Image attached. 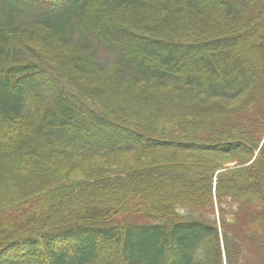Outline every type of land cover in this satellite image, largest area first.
Returning a JSON list of instances; mask_svg holds the SVG:
<instances>
[{
  "label": "trees",
  "instance_id": "16d2710c",
  "mask_svg": "<svg viewBox=\"0 0 264 264\" xmlns=\"http://www.w3.org/2000/svg\"><path fill=\"white\" fill-rule=\"evenodd\" d=\"M258 149L215 191V166L138 164ZM254 243L264 263V0H0V264H244Z\"/></svg>",
  "mask_w": 264,
  "mask_h": 264
},
{
  "label": "rangeland",
  "instance_id": "374dc122",
  "mask_svg": "<svg viewBox=\"0 0 264 264\" xmlns=\"http://www.w3.org/2000/svg\"><path fill=\"white\" fill-rule=\"evenodd\" d=\"M43 6V5H42ZM159 12L162 14V16H165V12L161 10H159ZM101 48V53H99V58L98 60L100 61V64H103L102 66L104 67V70H106V76L110 77L109 71H110V67L112 66L111 63L112 61H114L116 58H114L113 56L109 55L108 52L102 47ZM113 71V70H112ZM115 72V71H113ZM133 74V73H132ZM127 76V75H124ZM131 77V76H129ZM133 78V77H132ZM139 85H142V82L139 83ZM138 88H140V86H137ZM142 87V86H141ZM148 88H151L148 86ZM152 89V88H151ZM160 92H170V90L168 89H162L159 90ZM223 102H227V106H237L238 105V100H228V101H223ZM262 145V144H261ZM259 149L256 150L254 152V154L249 152H235L231 155L228 154H214L211 151L208 150H187V151H180V152H176V153H172V152H164V151H160L157 154H155L154 156L151 157V155H145L144 157H142L140 159V162L138 163L139 165L141 164V166H145V165H150L151 161H154L153 163H159V164H163V162H165L167 160V158L169 156L173 157L174 159H176V161L178 160V162L181 161H187L186 163H198V164H208L209 166H215V172L212 174L211 180L213 181L214 184V191H215V186L217 184V181L219 180V173H222V171L228 169V168H234V167H241L244 168L247 165L251 164V162L256 158V156L258 155ZM115 155L112 154V160H107L110 164H117V165H126V163L129 161V159L127 157H114ZM171 157H169L171 159ZM106 158V155L104 154H97L95 156L94 161H90V163L92 164H88L89 168H93L95 166L98 165H102V163L107 162V161H103ZM96 163V164H93ZM152 163V164H153ZM133 164V163H131ZM206 166H204L205 168ZM84 168V167H83ZM82 168V169H83ZM82 169H78V170H73L70 171L73 174H81V170ZM62 171H66V170H61L59 172ZM58 172V173H59ZM58 173H55L54 176L58 177ZM73 179H71L70 181H75L77 180V176H73ZM225 191L227 189H224ZM234 206V205H233ZM219 206L215 207V212L213 211L209 217L213 218L215 220L214 223L218 222V225H220V216H219ZM235 214L232 215H228V217L231 219L232 217H234ZM243 216V218H242ZM246 215H241L239 221L243 222V221H247V219L244 217ZM242 218V219H241ZM239 229L237 236H240V239L242 237V235L244 234L242 228L240 226H238ZM232 230V229H231ZM243 240V239H242ZM221 242H222V250L223 252H226L225 248H226V244L224 242V240L221 238ZM252 245V246H251ZM236 247V244H234V249ZM246 250L248 251V248H246ZM256 248H255V243L254 244H250L249 246V257L245 260L244 264H264L263 260L261 258V256L259 257L258 254H256ZM203 251L199 250L196 252L195 255V260L197 261V259H200L203 255ZM35 262V261H34ZM36 263V262H35ZM224 264H227L226 261V255L224 253Z\"/></svg>",
  "mask_w": 264,
  "mask_h": 264
}]
</instances>
